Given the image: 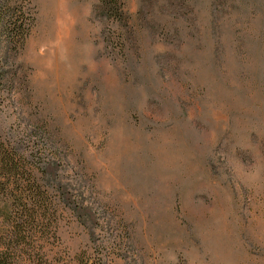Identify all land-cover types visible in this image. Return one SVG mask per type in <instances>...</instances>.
Masks as SVG:
<instances>
[{
  "label": "rangeland",
  "instance_id": "obj_1",
  "mask_svg": "<svg viewBox=\"0 0 264 264\" xmlns=\"http://www.w3.org/2000/svg\"><path fill=\"white\" fill-rule=\"evenodd\" d=\"M24 1L35 22L0 71V144L51 201L39 264H264V0H195L149 25L126 0L139 40L123 49L99 0ZM21 206L0 195V250Z\"/></svg>",
  "mask_w": 264,
  "mask_h": 264
},
{
  "label": "trees",
  "instance_id": "obj_2",
  "mask_svg": "<svg viewBox=\"0 0 264 264\" xmlns=\"http://www.w3.org/2000/svg\"><path fill=\"white\" fill-rule=\"evenodd\" d=\"M31 1L0 0V71H6L12 55L17 54L24 46L27 37L35 22ZM195 0H141L138 18L149 25L161 20L158 11L167 9L169 14L178 19L188 15L185 12L194 8ZM94 15L106 23L105 38L115 49L128 48L137 44L139 37L136 25L131 22V17L126 9V0H99L94 8ZM142 15V16H141ZM141 20V22H142ZM166 24V23H165ZM4 69V70H3ZM0 72V73H2ZM4 76H0V81ZM27 141V140H26ZM31 142V140H28ZM34 146L38 153L46 151V146ZM50 148V145L47 147ZM29 157L19 148L17 143L0 144V195L14 196L16 202H21V207L11 218L12 245H7L0 250V264H19L24 258L20 253L24 249L30 250V261L39 264V253H36L35 242L41 230H49L53 219L49 211L51 201L45 191L40 190L33 177L28 175ZM31 242V243H28ZM29 244L30 246L27 247ZM41 264H50L47 256ZM101 259L92 257L89 253H78L66 264H101Z\"/></svg>",
  "mask_w": 264,
  "mask_h": 264
}]
</instances>
